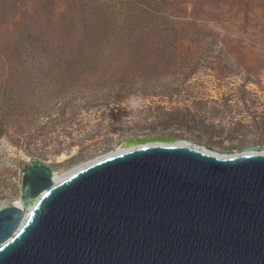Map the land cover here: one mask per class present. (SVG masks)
Segmentation results:
<instances>
[{
	"label": "rangeland",
	"instance_id": "obj_1",
	"mask_svg": "<svg viewBox=\"0 0 264 264\" xmlns=\"http://www.w3.org/2000/svg\"><path fill=\"white\" fill-rule=\"evenodd\" d=\"M150 136L264 144V0H0V209Z\"/></svg>",
	"mask_w": 264,
	"mask_h": 264
},
{
	"label": "water",
	"instance_id": "obj_2",
	"mask_svg": "<svg viewBox=\"0 0 264 264\" xmlns=\"http://www.w3.org/2000/svg\"><path fill=\"white\" fill-rule=\"evenodd\" d=\"M123 145L138 147L58 182L27 163L21 207L0 209V264H264V144L227 157L167 136Z\"/></svg>",
	"mask_w": 264,
	"mask_h": 264
},
{
	"label": "bare ground",
	"instance_id": "obj_3",
	"mask_svg": "<svg viewBox=\"0 0 264 264\" xmlns=\"http://www.w3.org/2000/svg\"><path fill=\"white\" fill-rule=\"evenodd\" d=\"M148 144H162V143H160V142H150V143H148ZM177 144H179V145H184V146H188V145H186V144H183V143H177ZM134 147H138V146H131L129 149H126V150H131L132 148H134ZM126 150H123V151H126ZM123 151H120V152H118V153H121V152H123ZM118 153H115V154H118ZM259 153H264V151H261V152H259ZM112 155V154H111ZM114 155V154H113ZM107 156H109V155H107ZM218 156V155H217ZM219 157H224V156H219ZM226 157V156H225ZM65 178V177H64ZM64 178H58V177H55L54 176V181L55 182H58V181H60V180H62V179H64ZM19 207H21V205L19 206Z\"/></svg>",
	"mask_w": 264,
	"mask_h": 264
}]
</instances>
